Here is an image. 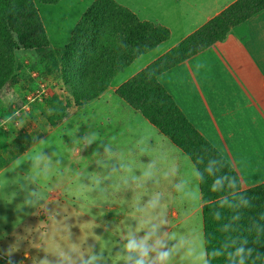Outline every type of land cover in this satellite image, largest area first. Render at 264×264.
<instances>
[{
  "label": "crops",
  "instance_id": "0c3cea01",
  "mask_svg": "<svg viewBox=\"0 0 264 264\" xmlns=\"http://www.w3.org/2000/svg\"><path fill=\"white\" fill-rule=\"evenodd\" d=\"M115 1L141 21L167 28L170 37L155 48L166 45L162 52L124 81L114 85L113 78L109 88L95 99L98 101L108 93L116 96L115 91L120 85L237 0H163L173 3V10L159 6V12L156 7L153 12H143L148 8L139 9ZM51 47L49 45L48 51L54 52ZM23 54H37L40 58L36 51L24 49L17 51V58ZM159 81L189 122L231 164L242 190L264 184V11L235 27L225 41L164 72ZM5 91L0 94V101ZM118 108L128 116L117 120L111 134L113 141L107 136L100 137L95 140V151H90L91 160L104 163L110 159L113 167L110 187H95L98 195L108 196L110 201L93 204L86 199V182L91 177L84 176L81 169L76 175L52 177L47 182L30 173L32 171L27 170L30 166H25V171L20 161L37 147L44 135L28 139L25 124L0 118V256L14 264H43L45 261L47 264H126V257H130L127 264H135L140 257L125 249L129 239H135L138 243L143 242L148 250L146 264H186L183 255L192 258L193 252L199 257L200 237L204 243V223L198 172H193L184 158L187 156L178 147L172 150L166 142L168 138L141 114L129 106ZM25 109L28 110L26 106ZM2 110L0 105V113ZM63 113L65 116L60 122L53 123L47 132L70 121V109L66 108ZM124 121L129 122L127 134L132 132L129 138L119 135L124 131L121 127ZM82 122L76 121L73 125H80L82 139L92 144L89 129L85 131L89 123ZM167 158L177 165V170L172 173L171 188L177 205L170 210L169 220L136 215L133 200L136 176L129 173V169H134L136 163H146L157 169ZM168 177L166 171L158 169L147 176L140 175L139 179H147L146 186L154 188L153 194L162 196L169 188ZM95 179L103 181L107 177L97 173ZM120 181L122 187L117 185ZM192 196L194 204L189 203ZM63 199L73 201L72 209L80 215L81 211L94 210L97 218L72 220L65 213L55 218L47 207L59 203L65 205ZM198 216L199 222L194 221L193 218ZM8 221L17 226H8ZM38 230L45 237L36 239ZM87 230L93 232L91 245ZM202 251V263L206 264L205 246ZM94 252L96 259L90 261V253ZM161 253H167L163 261L159 259Z\"/></svg>",
  "mask_w": 264,
  "mask_h": 264
},
{
  "label": "trees",
  "instance_id": "16d2710c",
  "mask_svg": "<svg viewBox=\"0 0 264 264\" xmlns=\"http://www.w3.org/2000/svg\"><path fill=\"white\" fill-rule=\"evenodd\" d=\"M0 0V94L18 83L17 51L34 50L58 72L75 106L100 97L116 74L170 37L167 28L141 21L115 0H94L57 53L36 2ZM264 11V0H237L175 47L120 85L115 95L141 114L193 163L203 202L206 264H264V184L242 190L224 156L189 122L159 76L214 44ZM61 113L59 118H63ZM0 264H12L0 256Z\"/></svg>",
  "mask_w": 264,
  "mask_h": 264
},
{
  "label": "rangeland",
  "instance_id": "374dc122",
  "mask_svg": "<svg viewBox=\"0 0 264 264\" xmlns=\"http://www.w3.org/2000/svg\"><path fill=\"white\" fill-rule=\"evenodd\" d=\"M94 0H61L59 3L54 5H47L41 2H36L40 17L44 24L45 30L47 32L51 48L55 51L62 49L70 40L71 34L79 22L85 11L91 5ZM121 3L129 5L130 7H135L142 10L143 12H153L155 7L159 12V6L166 10L168 7L173 10V3H167L163 0H118ZM141 11V10H139ZM178 35L175 36V38ZM166 45H162L157 49L151 51L139 57L129 68L123 69L115 75L113 84L117 85L124 81L126 77L134 73L139 67L144 65L147 61L151 60L153 57L158 55L163 51ZM20 57V55H18ZM37 56V54H36ZM35 54L24 55L18 57L19 59V77L20 83L11 89L4 92L0 105L4 110L0 113V118L3 117L4 120L8 122H21L27 127L24 132H27V137H44L38 143L37 147L31 151L26 157L20 161V166L25 169V166H30L28 171H32L33 175L39 177L41 181L47 182L52 177L61 178L64 175L72 174L76 175L81 169L84 172V176L88 175L91 177L87 183V202L93 204L103 200V202H109L108 196L98 195L96 188H109V176L113 167L110 164V159H106L104 163L95 162L90 159L92 153L94 152L95 140L100 139V137L107 136L112 138L111 134L113 129L116 128L118 124L117 120L127 118V113H121L119 106L128 107L121 101L120 98L108 93L102 99L93 100L84 103L81 108H73L75 104L73 99L67 89L63 87L60 79V74L56 71L49 72L44 65L40 63V58H37ZM40 63V64H39ZM53 93V95L51 94ZM25 106L28 108L25 109ZM69 106V107H67ZM66 108L70 109L69 117L70 121L63 125L62 127H57L56 129L47 132L55 123H59L60 114L63 113ZM73 108V109H72ZM140 120L144 121L141 115H138ZM9 117V118H8ZM6 118V119H5ZM2 119V118H1ZM62 119V118H61ZM82 123H89L85 131L90 132L92 135V144L83 138V131H81L80 125L75 126L76 121ZM109 120V121H108ZM85 121V122H84ZM145 122V121H144ZM54 123V124H53ZM124 131H120V137L129 138L131 131L129 122H123L121 126ZM26 137V136H24ZM26 137V138H27ZM114 138L110 139L113 141ZM166 142L172 150H177L175 145L169 139ZM87 145V146H86ZM186 162L192 168L193 172H196V168L188 157ZM35 162V164H34ZM86 162V164H84ZM106 162V163H105ZM31 164H33L31 166ZM166 171L168 174V189L167 194L159 196L153 194L154 188H148L146 186L147 179H139L140 175L147 176L149 173L154 171ZM25 169V171H27ZM177 170V165L170 158L165 160V163L161 167L154 169L151 165L146 163H136L134 169H129V173H133L136 176L135 186H133V200L135 205V214L143 215L145 218L150 217L151 219L169 220L170 210L177 205L175 202V196L172 195L171 190L174 173ZM106 175L107 179L103 181H97L95 179V174ZM79 180L76 178L75 184L78 185ZM119 187L123 184L118 183ZM148 188V189H146ZM42 197V194H40ZM65 200V199H63ZM41 203V202H40ZM189 203H195V199L192 196ZM73 201L65 200V205L59 203L58 206L51 207L49 205V213H53L55 218L62 217V213L66 214L69 219H87V218H97L95 217L94 210L81 211V215L78 211L72 209ZM51 207V210H50ZM64 210V211H63ZM108 214H110L108 212ZM115 214V212H114ZM87 215V216H86ZM139 217L136 216V219ZM194 221L199 222V216L193 218ZM17 224L8 221V226ZM86 236L90 238V245L93 244L94 237L93 232L87 230ZM37 238L45 237V234L38 230L35 236ZM33 238V241L36 239ZM199 257L193 252L192 258L190 256L183 255V261L186 264H203V240L199 238ZM91 256H95L90 253ZM90 256V257H91ZM181 264H184L182 262Z\"/></svg>",
  "mask_w": 264,
  "mask_h": 264
},
{
  "label": "clouds",
  "instance_id": "9594fccd",
  "mask_svg": "<svg viewBox=\"0 0 264 264\" xmlns=\"http://www.w3.org/2000/svg\"><path fill=\"white\" fill-rule=\"evenodd\" d=\"M125 249L128 253H135L140 258L135 261V264H146V257L148 256V250L145 248L143 242L138 243L135 239H129V242L125 245ZM167 256V253H161L159 259L161 261ZM95 256L90 257V261L95 260ZM126 264L130 257H126ZM43 264H47V262H43Z\"/></svg>",
  "mask_w": 264,
  "mask_h": 264
},
{
  "label": "built area",
  "instance_id": "2783aa9c",
  "mask_svg": "<svg viewBox=\"0 0 264 264\" xmlns=\"http://www.w3.org/2000/svg\"><path fill=\"white\" fill-rule=\"evenodd\" d=\"M12 264H14V263H12Z\"/></svg>",
  "mask_w": 264,
  "mask_h": 264
}]
</instances>
